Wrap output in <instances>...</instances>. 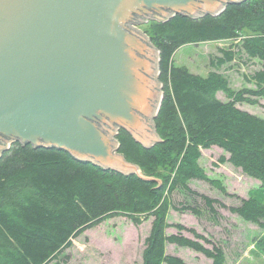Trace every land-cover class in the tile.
<instances>
[{
    "label": "trees",
    "instance_id": "trees-1",
    "mask_svg": "<svg viewBox=\"0 0 264 264\" xmlns=\"http://www.w3.org/2000/svg\"><path fill=\"white\" fill-rule=\"evenodd\" d=\"M142 27L159 51L163 96L154 124L160 141L144 147L122 128L116 139L118 153L147 178L80 161L63 149L14 142L0 157V264H68L65 249L73 239L116 215L135 224L152 216L141 264H191L167 253L168 243L202 253L210 264H226L220 243L193 227L169 223L168 211L197 218L206 212L217 224L218 205L264 225V203L256 196L227 206L189 184L192 179L210 180L199 163L201 149L217 146L227 153L219 156V163L240 168L264 190V118L237 106L264 96V0H245L215 16L176 14ZM217 40H238L237 52L261 62L247 77L253 87L233 89L218 70L199 75L174 64L181 45ZM219 51L220 56L210 59L212 66L235 59L234 50ZM219 91L226 100L217 97ZM174 191H181L184 200L173 204ZM168 227L175 232L167 233Z\"/></svg>",
    "mask_w": 264,
    "mask_h": 264
},
{
    "label": "water",
    "instance_id": "water-1",
    "mask_svg": "<svg viewBox=\"0 0 264 264\" xmlns=\"http://www.w3.org/2000/svg\"><path fill=\"white\" fill-rule=\"evenodd\" d=\"M245 0H0V157L14 142L121 174L122 128L160 141L159 51L136 25L218 15ZM152 179V178H148Z\"/></svg>",
    "mask_w": 264,
    "mask_h": 264
},
{
    "label": "rangeland",
    "instance_id": "rangeland-1",
    "mask_svg": "<svg viewBox=\"0 0 264 264\" xmlns=\"http://www.w3.org/2000/svg\"><path fill=\"white\" fill-rule=\"evenodd\" d=\"M142 24L136 26L144 32ZM238 44V40L186 43L176 49L173 62L199 75H206L210 70H218L227 76L233 89L253 87V83L249 82L247 77L261 67V62L237 52ZM219 48L232 49L236 56L233 61L216 68L210 64V59L221 55ZM217 97L226 100L221 91L217 92ZM237 106L264 118V96L257 98L254 104L244 102L238 103ZM223 154L227 156V153L217 146L201 149L199 163L210 180L192 179L189 182L191 187L218 198L227 206L239 203L240 198H245L249 194L264 203V190L260 187V182L247 176L240 168L229 162L219 163L218 158ZM170 199L173 204H177L184 200V196L181 191H174ZM216 207L220 212L217 224L208 217L209 214L205 210V214L197 218L189 212L180 213L170 209L167 221L193 227L220 243L225 252L226 264H264V225L246 221L231 213L227 207L218 205ZM151 220L152 216H149L135 224L126 215L104 219L73 239L72 246L65 249L69 256L68 264H141L143 242L150 231ZM173 231L174 227L166 229L167 233ZM183 233L191 236L187 231ZM166 249L188 263L210 264L209 258L188 247L166 244Z\"/></svg>",
    "mask_w": 264,
    "mask_h": 264
},
{
    "label": "crops",
    "instance_id": "crops-1",
    "mask_svg": "<svg viewBox=\"0 0 264 264\" xmlns=\"http://www.w3.org/2000/svg\"><path fill=\"white\" fill-rule=\"evenodd\" d=\"M173 232H175V231H173ZM170 233H171V232H170ZM185 235H186V234H185ZM168 244H170V243H168ZM174 245H175V244H174ZM166 252H167V253H170V254H174V255H176L174 252H168L167 249H166ZM181 258H182V257H181ZM210 262H211V260H210Z\"/></svg>",
    "mask_w": 264,
    "mask_h": 264
}]
</instances>
